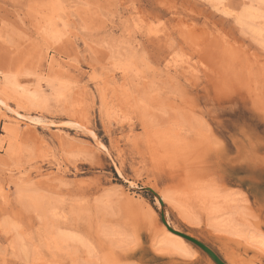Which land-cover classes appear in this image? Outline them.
<instances>
[{
	"label": "rangeland",
	"instance_id": "1",
	"mask_svg": "<svg viewBox=\"0 0 264 264\" xmlns=\"http://www.w3.org/2000/svg\"><path fill=\"white\" fill-rule=\"evenodd\" d=\"M255 1L0 0V264H264Z\"/></svg>",
	"mask_w": 264,
	"mask_h": 264
},
{
	"label": "bare ground",
	"instance_id": "2",
	"mask_svg": "<svg viewBox=\"0 0 264 264\" xmlns=\"http://www.w3.org/2000/svg\"><path fill=\"white\" fill-rule=\"evenodd\" d=\"M251 1V0H249ZM254 1V0H253ZM258 1L259 3H264V0H256ZM255 1V2H256ZM253 4V3H252ZM250 5V4H249ZM250 7V6H249ZM254 7V6H253ZM252 8V7H251ZM255 11V10H253ZM250 16L249 13L243 11L242 13V16ZM258 17V16H256ZM241 16H239V20H240ZM250 18V17H249ZM246 22V21H245ZM2 27V26H1ZM251 27V26H250ZM2 29V28H1ZM2 31V30H1ZM260 31V30H259ZM262 32V31H261ZM260 32V33H261ZM264 34V33H262ZM1 36V35H0ZM5 40V39H4ZM11 43V42H10ZM0 104H3V102H1L0 100ZM4 108L8 109V106L6 104H3ZM5 109V110H6ZM14 114L16 115V118L19 119V113L17 112H14ZM30 118V117H29ZM15 119V118H14ZM17 121V120H16ZM19 121V120H18ZM21 122V120L19 121ZM162 199L164 198V196L161 197ZM232 215V214H231ZM230 216V215H229ZM233 219V218H232ZM218 221V220H217ZM167 223L169 224V222L167 221ZM219 223V222H218ZM224 224V223H223ZM218 225V224H217ZM223 226V225H222ZM176 230V229H175ZM232 233H238L237 231H231ZM253 232V231H252ZM162 233H163V236L161 238V243L165 246H172V247H176V248H185V242L183 240V238L175 233H173L172 231L168 230L165 226L162 228ZM186 234V233H185ZM246 240H247V243L248 244H251L253 245V247L255 246V248L257 247V249H259V252L260 253H264V238H258L254 233H249L247 234V237H245ZM244 247H247L246 245H244ZM254 249V248H252ZM228 251V255L231 256V258L233 259V263L234 264H244L243 261H241V259L239 258H236L235 255L233 254V251L232 250H227ZM262 251V252H261ZM258 254V253H256ZM259 257V256H258ZM231 261V260H230ZM231 261V262H232Z\"/></svg>",
	"mask_w": 264,
	"mask_h": 264
},
{
	"label": "water",
	"instance_id": "3",
	"mask_svg": "<svg viewBox=\"0 0 264 264\" xmlns=\"http://www.w3.org/2000/svg\"><path fill=\"white\" fill-rule=\"evenodd\" d=\"M160 220L162 224L170 231L173 233L181 236L183 239L186 241H189L190 243L194 244L198 248H200L202 251H204L210 259L215 263V264H226L211 248H209L207 245H205L203 242L199 241L198 239L185 234L183 232H180L178 230L173 229L166 221L164 213L161 211L160 213Z\"/></svg>",
	"mask_w": 264,
	"mask_h": 264
}]
</instances>
